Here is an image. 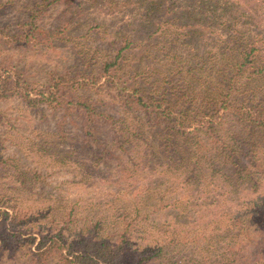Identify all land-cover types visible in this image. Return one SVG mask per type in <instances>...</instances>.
Segmentation results:
<instances>
[{"label":"trees","instance_id":"16d2710c","mask_svg":"<svg viewBox=\"0 0 264 264\" xmlns=\"http://www.w3.org/2000/svg\"><path fill=\"white\" fill-rule=\"evenodd\" d=\"M89 1L113 12L136 0ZM144 3V46L117 32L113 57L50 71L36 88L23 70L0 65V100L17 96L58 113L59 128L68 123L85 148L98 149V162L115 164L117 183L130 165L143 171L153 161L149 198L158 209L116 213L114 230L97 217L68 240L72 213L64 227L45 231L0 188V264H264V0ZM34 30L0 35V46H25ZM66 31L43 34L54 43ZM103 88L115 92L111 105L90 93ZM3 150L0 137V176ZM20 175L21 187L39 181L34 171ZM158 210L171 220L150 221ZM146 221L162 237L135 247Z\"/></svg>","mask_w":264,"mask_h":264},{"label":"rangeland","instance_id":"374dc122","mask_svg":"<svg viewBox=\"0 0 264 264\" xmlns=\"http://www.w3.org/2000/svg\"><path fill=\"white\" fill-rule=\"evenodd\" d=\"M51 1L0 0L1 37L36 29L35 38L31 36L25 46H0V65L23 70L34 88L47 83L50 71L70 70L73 73L83 64L96 68L107 57H113L116 49L112 41L117 32L129 39L132 46H144L142 39L146 37L147 17L142 3L145 0L130 2L113 12L109 4L94 6L89 0H61L54 5ZM60 27L67 31L61 38L54 37V43L44 37L45 30L54 31ZM148 63L152 65L158 61L149 59ZM155 74L152 78L158 77ZM90 93L101 103L111 105L115 92L103 88ZM58 117L59 114L48 107H43L42 111L30 109L17 96L0 100V137L6 162L1 170L0 188L17 211L36 219L28 222L29 225L56 231L71 217L74 222L63 232L68 240H73L86 223L97 217L105 227L114 230L120 226L117 214L133 217L137 209L143 214L146 210L158 209V204L149 198L154 191L150 170L155 165L153 161L144 162L148 168L143 171L130 165L128 172L132 175L122 174V182L117 183L112 179L115 164L98 162V149L85 148L79 133L68 123L59 128ZM25 171L36 172L39 181L26 182L21 187L17 179ZM166 175L173 178L169 173ZM125 179L128 184L123 182ZM69 213H72L70 217ZM150 219L160 225L170 221L171 215L158 210ZM150 221L141 223L147 232L144 241L138 240L135 247L162 237L159 225H152Z\"/></svg>","mask_w":264,"mask_h":264}]
</instances>
